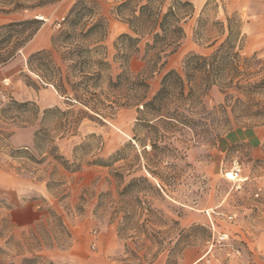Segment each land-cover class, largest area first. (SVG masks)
<instances>
[{
	"label": "rangeland",
	"instance_id": "374dc122",
	"mask_svg": "<svg viewBox=\"0 0 264 264\" xmlns=\"http://www.w3.org/2000/svg\"><path fill=\"white\" fill-rule=\"evenodd\" d=\"M76 1L0 12V25L40 20L39 29L49 40L47 47L35 50L24 46L0 65V103L10 98L31 102L40 112L38 119L42 110L54 107L88 113L71 132L55 138L68 169L50 157L36 164L25 153L14 155L17 146L31 147L33 127L27 126V115L20 122L14 114L0 116V128L12 133L0 141V246L13 239L25 247L28 228L36 225L42 245L37 255L43 258L38 264H264V122L237 110L231 113L229 107L224 112V97L216 87L203 97L204 109L193 116L195 124L183 130L153 121L148 123L154 127L146 126L138 120L140 105L115 107L107 118L79 104L71 106L42 75H55L58 67L62 77L68 74L70 81H79L81 74L91 76L99 70V82L87 79L83 84L89 91L95 89L105 104H122L133 94L128 85L109 86L125 70L121 55L127 43L117 38L132 34L114 10L117 0H86V6H96L106 20L101 41L82 37L94 22L85 11L70 37L51 44V37L67 28L65 17ZM191 2L185 36L149 79L146 99L160 88L167 71L181 70L187 54L212 51L207 45L218 35L217 23H225L227 17L241 21L242 54L257 53L264 59V0ZM145 41L129 59L131 75L142 69ZM39 50L48 53L43 60L32 59L29 66L28 56ZM54 121L48 118L46 123ZM61 131L52 135L58 137ZM233 159L241 165L244 181L239 184L225 177ZM193 227L199 228L191 231ZM220 232L228 236L221 244L215 240ZM49 244L53 247L45 246ZM14 261L19 264V258Z\"/></svg>",
	"mask_w": 264,
	"mask_h": 264
},
{
	"label": "trees",
	"instance_id": "16d2710c",
	"mask_svg": "<svg viewBox=\"0 0 264 264\" xmlns=\"http://www.w3.org/2000/svg\"><path fill=\"white\" fill-rule=\"evenodd\" d=\"M59 1L0 0V12L35 10ZM114 10L117 15L123 17L132 34H121L117 38L127 43L125 46L127 50L121 55L125 70L116 75V82L111 80L109 86L116 88L128 85L131 91L133 89V94L122 104L114 101L105 104L99 99L100 94L95 89L89 91L83 84L87 79L93 80L94 84L99 82L101 78L99 70L91 76L81 74L79 81H70L68 74L62 77L58 67H55L54 71L56 76L42 75L41 79L45 83H50L59 95L68 98L71 106L79 104L98 117L107 118L114 114L115 107L140 105L138 120L144 122L146 126L170 125L175 130H183L195 124L193 116L204 109L203 97L212 87H216L224 97L221 106L224 112L229 107L231 113L237 110L244 116H251L264 122V59L258 57L257 53L249 56L242 54L244 35L241 33L239 19L227 17L225 23L218 22L220 26L218 35L207 45L213 47L212 51L207 54H187L182 61L181 70L167 71L162 76L160 88L150 99H146L149 79L165 65L167 58L177 50L185 36L183 24L192 15L193 4L191 0H117ZM85 11L92 14L94 22L81 34L82 37H94V43H98L106 36L107 23L99 14L97 7H87L86 0H77L65 17L67 28L51 37L53 46L60 41V37L66 39L75 32V26ZM41 24L40 20L28 18L0 25V65L11 60L33 38ZM143 39H146L141 56L143 66L139 73L131 75L127 70V64L132 52H139V44ZM47 53L45 50H39L30 54L27 58L29 66L32 59L43 60ZM99 63L105 64L101 61ZM90 101L94 103L90 105ZM0 104L2 118L10 113L14 114V120L20 122L18 119L27 115L30 119L27 126L33 127L31 147L17 146L12 150L14 155L25 153L26 158L36 164L50 157L65 169L69 168L68 161L58 153L55 138L60 139L71 132L81 115L88 114L87 111L83 109L63 111L54 107L42 110L38 119L40 112L31 102H17L10 98L8 103ZM48 118L54 119V123L47 124ZM149 121H153L155 125L148 123ZM24 127L26 126L21 128ZM56 130H62L58 137L52 135V131ZM11 135L12 133L0 128L1 142L9 139ZM3 146L9 148L10 144L4 143ZM50 216L55 217V214L50 212ZM7 224L10 225L9 222ZM35 227L36 225H33L28 228L25 237L26 248L24 243L13 239L6 240L4 246H0V264H16L14 261L16 257L19 258V264L41 262L43 258L37 255V252L42 245L34 232ZM62 228L69 239V232L65 227ZM198 228L193 227L191 231ZM45 246L53 247L52 244ZM10 249L15 250L13 255H9ZM48 264L57 263L48 261Z\"/></svg>",
	"mask_w": 264,
	"mask_h": 264
},
{
	"label": "built area",
	"instance_id": "2783aa9c",
	"mask_svg": "<svg viewBox=\"0 0 264 264\" xmlns=\"http://www.w3.org/2000/svg\"><path fill=\"white\" fill-rule=\"evenodd\" d=\"M227 172H230L232 174V178L229 179V180L233 181L234 183L239 184V183L244 181V178L242 177V174H241V165H240V163L238 162L237 159H233L232 160L230 170L227 171ZM227 172H225V175L227 174ZM211 228H212V230L214 232L213 225H211ZM215 236H216L215 240L219 244L224 243V242H226L228 240V236L225 233H221V232L220 233H216ZM215 236H214V233H213V238Z\"/></svg>",
	"mask_w": 264,
	"mask_h": 264
},
{
	"label": "crops",
	"instance_id": "0c3cea01",
	"mask_svg": "<svg viewBox=\"0 0 264 264\" xmlns=\"http://www.w3.org/2000/svg\"><path fill=\"white\" fill-rule=\"evenodd\" d=\"M48 44H49L48 38H46L44 32H42L39 29L37 33L33 36V38L25 45V47L29 50H35L36 48L47 47ZM229 142L230 139H227V143Z\"/></svg>",
	"mask_w": 264,
	"mask_h": 264
},
{
	"label": "bare ground",
	"instance_id": "6f19581e",
	"mask_svg": "<svg viewBox=\"0 0 264 264\" xmlns=\"http://www.w3.org/2000/svg\"><path fill=\"white\" fill-rule=\"evenodd\" d=\"M226 179H231L232 178V174L230 172H227V174L225 175Z\"/></svg>",
	"mask_w": 264,
	"mask_h": 264
}]
</instances>
